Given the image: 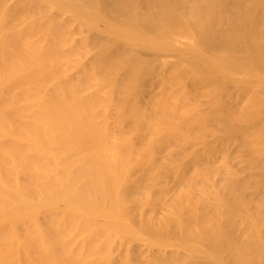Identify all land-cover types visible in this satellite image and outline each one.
I'll return each instance as SVG.
<instances>
[{"label": "bare ground", "instance_id": "obj_1", "mask_svg": "<svg viewBox=\"0 0 264 264\" xmlns=\"http://www.w3.org/2000/svg\"><path fill=\"white\" fill-rule=\"evenodd\" d=\"M0 264H264V0H0Z\"/></svg>", "mask_w": 264, "mask_h": 264}, {"label": "rangeland", "instance_id": "obj_2", "mask_svg": "<svg viewBox=\"0 0 264 264\" xmlns=\"http://www.w3.org/2000/svg\"><path fill=\"white\" fill-rule=\"evenodd\" d=\"M198 100L196 99V101L195 102H197ZM197 104H200V103H197ZM204 109H205V107H204Z\"/></svg>", "mask_w": 264, "mask_h": 264}]
</instances>
